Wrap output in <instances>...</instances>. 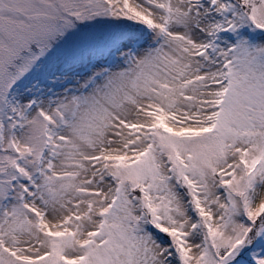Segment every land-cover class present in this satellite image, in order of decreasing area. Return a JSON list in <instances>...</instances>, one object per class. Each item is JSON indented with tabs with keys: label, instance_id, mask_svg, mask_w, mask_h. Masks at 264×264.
Instances as JSON below:
<instances>
[{
	"label": "snow or ice",
	"instance_id": "6c2138e0",
	"mask_svg": "<svg viewBox=\"0 0 264 264\" xmlns=\"http://www.w3.org/2000/svg\"><path fill=\"white\" fill-rule=\"evenodd\" d=\"M0 264H264V0H0Z\"/></svg>",
	"mask_w": 264,
	"mask_h": 264
}]
</instances>
